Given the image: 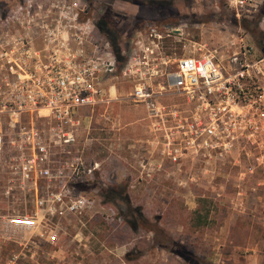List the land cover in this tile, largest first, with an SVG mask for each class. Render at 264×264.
<instances>
[{
	"label": "rangeland",
	"instance_id": "1",
	"mask_svg": "<svg viewBox=\"0 0 264 264\" xmlns=\"http://www.w3.org/2000/svg\"><path fill=\"white\" fill-rule=\"evenodd\" d=\"M22 1L0 0V16ZM78 1L87 4L93 23L112 21L121 50L155 25L179 32L180 41L167 43L179 56L199 43L228 60L246 45L256 61L264 60L256 33L243 26L254 23L264 37V0L240 16L230 0ZM97 33L105 38L98 28ZM118 61L119 75L123 58ZM116 86L108 108L82 112L71 149L84 162L73 189L88 202L82 216L45 218L40 210L35 228L12 225V219L35 215L36 199L20 183L9 196L4 193L14 176L1 159L0 264H191L173 251L197 264H264V134L256 144L241 140L223 158L221 151L211 152V164L171 163L144 121L146 110L130 101L129 84L117 78ZM193 156L190 151L184 159ZM111 189L123 198L108 202ZM198 210L208 214L201 227L194 222Z\"/></svg>",
	"mask_w": 264,
	"mask_h": 264
},
{
	"label": "built area",
	"instance_id": "2",
	"mask_svg": "<svg viewBox=\"0 0 264 264\" xmlns=\"http://www.w3.org/2000/svg\"><path fill=\"white\" fill-rule=\"evenodd\" d=\"M230 4L240 16L256 10L257 0ZM88 15L78 0H24L0 16V161L14 176L4 193L20 183L36 199L35 215L10 220L14 226L35 228L40 210L45 218L83 215L88 202L73 189L84 162L71 149L82 112L108 108L117 78L146 110L147 126L168 138L172 162L203 151L212 163L211 152L223 158L241 140L256 144L264 134V60L256 61L253 48L245 45L227 60L191 43L194 49L179 56L167 44L180 41L179 32L150 25L126 42L118 75L114 48Z\"/></svg>",
	"mask_w": 264,
	"mask_h": 264
},
{
	"label": "trees",
	"instance_id": "3",
	"mask_svg": "<svg viewBox=\"0 0 264 264\" xmlns=\"http://www.w3.org/2000/svg\"><path fill=\"white\" fill-rule=\"evenodd\" d=\"M244 28L246 30H250L253 33H256V37H258L257 42L259 43V45L261 46V49L264 50V37L258 33V29L256 26V31L254 28V23L251 22H247L245 21L244 23ZM97 28L98 30L101 32V34L105 37V39H107L108 41L111 42L113 48H114V52L116 54V56L118 57L119 60L122 59V50L119 47V35L115 30V27L113 26L112 21L109 20H105L102 19L100 22H97ZM107 197L106 200L108 202H114L120 198H123V192L118 191L117 189H111L109 191L106 192ZM125 201L129 204V198L126 196ZM195 225L196 227H201V225L205 222L204 220H206L208 214L202 215V213L198 210L195 212ZM133 226V224H131ZM135 227V226H134ZM174 254L183 257L185 260H187L189 263L191 264H197L195 261H193V259H191L188 255H186L185 253L180 254L177 251H173Z\"/></svg>",
	"mask_w": 264,
	"mask_h": 264
},
{
	"label": "flooded vegetation",
	"instance_id": "4",
	"mask_svg": "<svg viewBox=\"0 0 264 264\" xmlns=\"http://www.w3.org/2000/svg\"><path fill=\"white\" fill-rule=\"evenodd\" d=\"M153 136H156V138H160L162 140V143L164 144L163 146L165 147L162 150V154L167 153L166 151L169 150L168 148V138L165 135H156L154 134ZM168 148V149H167ZM187 155V152H183L179 155V158H177V160L175 162L171 163H175L178 165H184V164H189V165H207L210 164V158H208V154L206 152L203 151H196V153H194V156L191 157L189 160H185L184 157ZM163 164H165V160L163 159L162 161Z\"/></svg>",
	"mask_w": 264,
	"mask_h": 264
}]
</instances>
